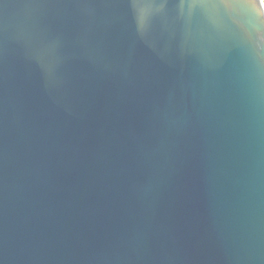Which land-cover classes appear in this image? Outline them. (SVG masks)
Instances as JSON below:
<instances>
[{
  "label": "water",
  "instance_id": "1",
  "mask_svg": "<svg viewBox=\"0 0 264 264\" xmlns=\"http://www.w3.org/2000/svg\"><path fill=\"white\" fill-rule=\"evenodd\" d=\"M0 264H264L261 0H0Z\"/></svg>",
  "mask_w": 264,
  "mask_h": 264
},
{
  "label": "built area",
  "instance_id": "2",
  "mask_svg": "<svg viewBox=\"0 0 264 264\" xmlns=\"http://www.w3.org/2000/svg\"><path fill=\"white\" fill-rule=\"evenodd\" d=\"M262 2V8H263V12H264V0H261Z\"/></svg>",
  "mask_w": 264,
  "mask_h": 264
}]
</instances>
